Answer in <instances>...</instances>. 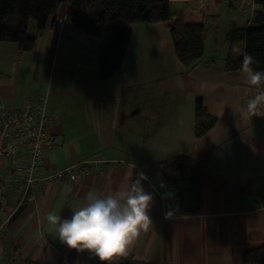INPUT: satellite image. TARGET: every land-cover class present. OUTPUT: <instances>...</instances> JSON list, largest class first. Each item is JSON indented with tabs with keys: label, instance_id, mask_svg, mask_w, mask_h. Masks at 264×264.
Listing matches in <instances>:
<instances>
[{
	"label": "crops",
	"instance_id": "obj_1",
	"mask_svg": "<svg viewBox=\"0 0 264 264\" xmlns=\"http://www.w3.org/2000/svg\"><path fill=\"white\" fill-rule=\"evenodd\" d=\"M208 6L203 58L186 69L176 58L166 24L115 20L131 38L122 66L108 79L97 73L101 41L78 33L62 4L32 51L0 43V110L21 108L46 96L55 139L35 173L41 180L6 190L0 209V264H90L94 254L69 249L46 220L49 212L70 218L92 190L106 194L137 172L153 196L152 226L130 247L147 264H240L243 254L264 245V117L241 109L264 90L246 83V73L227 70L244 43L228 32L252 24L254 0H171L172 19ZM207 41H219L207 52ZM239 49L240 51H234ZM215 124L195 137V101ZM185 155L203 165L202 205L197 216L179 217L175 196L156 163ZM13 161L0 159V178H19ZM84 166V170L81 167ZM73 167L77 178L53 177ZM83 168V167H82ZM163 184V187H161ZM174 211L171 219L165 213Z\"/></svg>",
	"mask_w": 264,
	"mask_h": 264
},
{
	"label": "trees",
	"instance_id": "obj_2",
	"mask_svg": "<svg viewBox=\"0 0 264 264\" xmlns=\"http://www.w3.org/2000/svg\"><path fill=\"white\" fill-rule=\"evenodd\" d=\"M171 0H0V43H14L21 53L34 49L36 41L47 29L62 4H68L66 20L74 30L98 38L102 49L98 59L99 78L108 79L123 64L131 31L115 25V20L140 24H166L175 56L190 69L203 58V37L208 6L198 11L184 10L172 19ZM257 11L252 24L234 27L228 32L230 43L243 42L244 52L256 63L254 71L264 72V0H254ZM242 56L226 61L227 70H241ZM195 137L199 138L215 124L201 100L195 101ZM156 168L175 196L179 217L201 213L203 165L185 155L173 156L156 163ZM90 264H101L95 258ZM112 264H147L136 261L130 253L114 258ZM240 264H264V245L247 250Z\"/></svg>",
	"mask_w": 264,
	"mask_h": 264
},
{
	"label": "clouds",
	"instance_id": "obj_3",
	"mask_svg": "<svg viewBox=\"0 0 264 264\" xmlns=\"http://www.w3.org/2000/svg\"><path fill=\"white\" fill-rule=\"evenodd\" d=\"M253 63H256L255 58L243 52L241 71L246 73V83L259 86L264 84V72L254 71L250 67ZM240 111L243 117L250 119L264 117V90L257 91ZM131 177L132 174L106 194L88 191L83 203L72 208L70 218L62 220L60 215L49 212L46 220L50 230L54 229L69 249L88 251L101 264H112L114 258L126 256L141 233L153 224L148 214L153 196L143 187L147 176L137 172L134 180ZM174 214V211L166 212L165 219H171Z\"/></svg>",
	"mask_w": 264,
	"mask_h": 264
},
{
	"label": "built area",
	"instance_id": "obj_4",
	"mask_svg": "<svg viewBox=\"0 0 264 264\" xmlns=\"http://www.w3.org/2000/svg\"><path fill=\"white\" fill-rule=\"evenodd\" d=\"M46 108V96L37 95L27 99L21 108L0 110V158L13 161L14 171L22 175L19 178H0L1 210H5L8 205V199L3 194L4 189L22 190V198L25 200L28 199L27 192L31 184L47 179L35 177L45 148L55 145V139L49 133L54 117L48 115ZM82 167L81 170H84V166ZM78 174V170L68 167L51 178L66 176L73 181ZM261 199L264 204V191Z\"/></svg>",
	"mask_w": 264,
	"mask_h": 264
},
{
	"label": "rangeland",
	"instance_id": "obj_5",
	"mask_svg": "<svg viewBox=\"0 0 264 264\" xmlns=\"http://www.w3.org/2000/svg\"><path fill=\"white\" fill-rule=\"evenodd\" d=\"M218 42L219 41H216V42L215 41H207L206 44H205L207 52H210L211 50H214L215 47L217 46Z\"/></svg>",
	"mask_w": 264,
	"mask_h": 264
}]
</instances>
